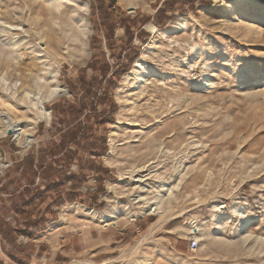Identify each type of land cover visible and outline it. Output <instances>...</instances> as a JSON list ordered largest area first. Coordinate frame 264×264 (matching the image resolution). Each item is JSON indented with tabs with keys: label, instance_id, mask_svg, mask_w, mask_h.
Wrapping results in <instances>:
<instances>
[{
	"label": "rangeland",
	"instance_id": "374dc122",
	"mask_svg": "<svg viewBox=\"0 0 264 264\" xmlns=\"http://www.w3.org/2000/svg\"><path fill=\"white\" fill-rule=\"evenodd\" d=\"M75 1L89 5L85 16L73 0H54L53 11L45 0H0V97L16 107L0 108V128L11 116L33 134L29 144L0 137L2 264H264V0ZM82 23L85 51L72 36ZM139 59L154 72L142 84ZM105 61L107 78L118 71L113 120L99 130L106 154L58 165L54 179L76 180L17 211L16 196L44 182L36 167L29 184L22 163L60 140L53 105L79 100L69 84L100 75ZM30 74L47 82L43 94L66 87L45 103L49 119L21 101L25 89L37 94Z\"/></svg>",
	"mask_w": 264,
	"mask_h": 264
},
{
	"label": "trees",
	"instance_id": "16d2710c",
	"mask_svg": "<svg viewBox=\"0 0 264 264\" xmlns=\"http://www.w3.org/2000/svg\"><path fill=\"white\" fill-rule=\"evenodd\" d=\"M186 1L185 3H194L196 0ZM178 2L180 1L165 0L163 6ZM163 6L158 9L156 18L167 11L163 9ZM129 30L127 31L129 32ZM89 67L93 66L90 64ZM95 71L100 72V75L95 74L88 79L84 71L79 74L75 84H69L70 91L78 95L79 100L53 105V114L55 119H58V121H54V124L59 126L56 130L61 133L60 140H51L45 148L40 147L38 162H35L36 155L32 153L27 156V161L22 163L27 165L23 174L29 184L35 183V176L38 172L36 167L41 170L44 182L40 183L42 186L33 189L28 186L24 192L16 196L14 206L17 211H27L41 196L58 190V187L65 184L66 181L76 180L73 172H71L72 176L64 175L63 180L54 179L52 176L60 172L57 170L58 165L69 166L72 162H84V160L94 162L95 159L106 154L108 149L106 136L99 130L113 120L116 104L111 93L115 87L113 77L118 75V71L112 72L111 76L107 78L111 73V66L107 61ZM104 81L107 83L105 86ZM100 106L103 108L100 109ZM84 154L90 155V158L87 159ZM92 156L96 157L92 158ZM37 221L31 222V225L36 226ZM0 231L5 232L2 225H0ZM27 231L19 230V232L31 234Z\"/></svg>",
	"mask_w": 264,
	"mask_h": 264
},
{
	"label": "bare ground",
	"instance_id": "6f19581e",
	"mask_svg": "<svg viewBox=\"0 0 264 264\" xmlns=\"http://www.w3.org/2000/svg\"><path fill=\"white\" fill-rule=\"evenodd\" d=\"M45 1L47 2L46 5L49 7V11H50L51 10V7L52 6H55V5H53L54 4V0H45ZM72 5H73V8L75 9V12H77L80 15H83V16H85V14H87L86 12L90 10V7H89V5L87 3L80 4L77 1L73 0V4ZM51 11H53V10H51ZM249 14L250 15L253 14V17H256V16H262L263 13L259 12L258 10H253ZM149 27L151 28V30L153 31V33L157 34L159 32L158 28L154 24H150ZM5 28L6 29H10V30H20L19 29V25H13V24L5 25ZM90 33H91L90 27H87L85 23H82L81 25L78 26L77 29H74L72 36H73V42L76 45V47L78 45V46H81L84 49V51L87 50L88 49V45H89L88 42H89V39H90ZM16 46H17V43H13L12 44V50ZM146 74H148V75H154V72L151 69L148 68V65L144 64L142 62V60L139 59L135 63V68L133 70V75H134V77L139 78L140 79V82H141L140 84H142L143 82H146L147 79H148V78H145V75ZM29 77L31 78L32 83L34 82V85H35L36 90H37V94L36 95H32L33 93H35L34 90L25 89V95L22 97L21 101L23 102V101L29 100L31 106L34 107V108H37V110L39 111V115H37V119L38 120H41L42 118H48V119L51 118V110L48 109L45 106V103L48 102V101H50V100H52L54 97H56L63 90H66V87L63 86V85L58 84L56 87H54V88L50 89L48 92H46V94H43L42 93V88L45 86V84L47 85V82L45 80H43L44 78L42 76H35L33 74H30ZM42 82L43 83L46 82V83L43 85ZM203 85L205 87H208L209 88V87L212 86V82H210L208 80H205L204 83H203ZM15 95H16V93H14L10 97H15ZM0 108H2V110H3V108L8 109V111H9L10 114L13 113L12 111H14L16 109V107L11 102H8V101L3 100L1 97H0ZM5 114H7V113H5ZM3 116H4V114H3ZM2 120H3L2 121L3 126L0 128V137L7 136L8 133H9V130L12 129L13 130V137L16 140L21 141V143H25V144H29V143L32 142V140H33V134L30 133L23 126L19 125L20 123L18 122V120L14 119L11 116L9 118H4ZM111 136H113V135H111ZM3 166H4V164H2V160L0 158V170L3 168ZM139 179L140 178L135 179V182H139L141 180V179L140 180ZM110 189L112 191L114 189V187L111 186ZM143 199L144 198H142L140 196L139 201H141ZM72 206H73V208L74 207H77V208L78 207H81V206H79L77 204H74ZM157 209H158L157 206H155V207L152 206V207L149 208V211L148 212L149 213H151V211L152 212H157ZM90 213L94 215V212L91 211V210H90ZM62 216H63L64 219L67 218V216H66L65 213H63ZM99 216L101 218H103L104 220H109V221L115 219V218L107 215V213H105L104 211ZM118 220H121V218L118 219ZM161 220H162V217L159 218V220H158V223L159 224H160ZM196 226L195 225L193 226V229L191 230V234L190 233L189 234H190L191 240L193 242H197V245H198L199 244L200 233L198 231H196V229L199 230L198 229L199 227L197 228ZM193 250H197L195 248V246H193Z\"/></svg>",
	"mask_w": 264,
	"mask_h": 264
},
{
	"label": "built area",
	"instance_id": "2783aa9c",
	"mask_svg": "<svg viewBox=\"0 0 264 264\" xmlns=\"http://www.w3.org/2000/svg\"><path fill=\"white\" fill-rule=\"evenodd\" d=\"M193 245H194V244H193ZM0 249H2L1 234H0Z\"/></svg>",
	"mask_w": 264,
	"mask_h": 264
},
{
	"label": "water",
	"instance_id": "95a60500",
	"mask_svg": "<svg viewBox=\"0 0 264 264\" xmlns=\"http://www.w3.org/2000/svg\"><path fill=\"white\" fill-rule=\"evenodd\" d=\"M9 134H13V130L12 129L9 130ZM194 245H196L195 242H194Z\"/></svg>",
	"mask_w": 264,
	"mask_h": 264
},
{
	"label": "crops",
	"instance_id": "0c3cea01",
	"mask_svg": "<svg viewBox=\"0 0 264 264\" xmlns=\"http://www.w3.org/2000/svg\"><path fill=\"white\" fill-rule=\"evenodd\" d=\"M0 252H2V250H0ZM1 261L3 262L2 256H0V264H2Z\"/></svg>",
	"mask_w": 264,
	"mask_h": 264
}]
</instances>
